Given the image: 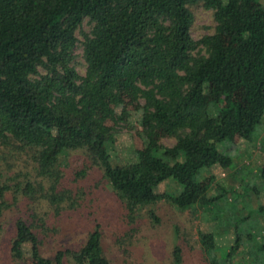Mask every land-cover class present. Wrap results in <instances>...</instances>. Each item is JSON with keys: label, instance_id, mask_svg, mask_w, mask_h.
<instances>
[{"label": "trees", "instance_id": "1", "mask_svg": "<svg viewBox=\"0 0 264 264\" xmlns=\"http://www.w3.org/2000/svg\"><path fill=\"white\" fill-rule=\"evenodd\" d=\"M198 5L211 10L214 24L194 39L189 29ZM120 82L142 100L145 142L137 159L113 165L102 147L80 161L90 152L87 141H111L106 122L114 126L125 113L116 112ZM263 113L264 7L258 0H0V233L6 235L0 245L17 264H115L90 211L111 194L130 237L146 205L199 206L217 223V231L197 230L203 264H260L264 239L241 247L235 226L225 224V188L211 185L213 174L202 170L232 166V156L218 147L233 134L263 132L264 140V130H257ZM157 128L171 145L155 139ZM166 181L178 191L156 192ZM67 219L85 224L81 243L46 256L43 245ZM225 230L229 242H219ZM20 237L28 244L26 258L13 247ZM170 252V264H183L179 244Z\"/></svg>", "mask_w": 264, "mask_h": 264}, {"label": "rangeland", "instance_id": "2", "mask_svg": "<svg viewBox=\"0 0 264 264\" xmlns=\"http://www.w3.org/2000/svg\"><path fill=\"white\" fill-rule=\"evenodd\" d=\"M258 1L264 7V0ZM192 13L193 21L189 29L191 37L197 39L201 35L210 34L214 24L211 10L198 5L192 8ZM81 26L82 30H86L88 25L83 21ZM76 35L80 39L77 31ZM221 43L229 46L231 41L224 38ZM74 55L76 69L82 73L84 65L79 47L75 48ZM119 96L121 103L116 108V112L119 113L123 110L125 113L121 121L114 126L111 122H106L107 131L112 135L111 141L99 144L87 141L90 152L81 155L80 161L86 162V158H90L91 153L102 147L106 148L113 165L137 159L135 152L145 142L139 126L142 100L134 99L122 82L119 83ZM237 96L248 107L246 95L239 90ZM257 130L258 132L264 130V113ZM60 133V130L57 129V134ZM262 133L260 132L258 135L255 132L251 137L231 135L230 140L219 146L218 149L232 156V166L225 171L219 170L215 165L207 166L202 170V173L213 174L211 185L225 188L222 202V205L225 206V224L235 226L236 232L241 237V247L251 238L255 243L264 239V140L260 137ZM155 139L167 146L173 143V139L159 128L155 129ZM76 155L73 154L71 157ZM139 158L143 159L144 157L140 156ZM98 173L95 171V177H98ZM163 191L176 193L178 186L171 181L159 183L156 192ZM90 211L91 217L101 224L103 247L107 256L115 264H170V251L173 243L179 244L182 248L183 264H203L196 242L197 230L217 229L216 221L210 220L213 216L212 212L206 211V209L202 210L199 206L179 210L163 200L146 205L139 210L140 215L136 225L140 229L135 235L133 234L134 238L130 237L132 233H130V227L125 224L122 218V209L111 194L104 195L94 202ZM149 211L156 216L157 223L151 220L148 215ZM4 220V227L8 231L10 217L6 216ZM84 227V223L79 226L73 220L67 219L60 226L59 234L48 238L42 247V253L50 257L58 248L78 246L84 236ZM174 228H176L177 234H174ZM219 234V242L221 240L229 242L228 230ZM3 235L6 236L5 233H0L1 241L4 239ZM13 247L19 248L23 257H27L28 244L24 238H15ZM258 260L260 264H264V254ZM17 263V260L12 259L9 255L7 246L0 245V264ZM25 264H27V260ZM63 264H70V262L66 261Z\"/></svg>", "mask_w": 264, "mask_h": 264}]
</instances>
